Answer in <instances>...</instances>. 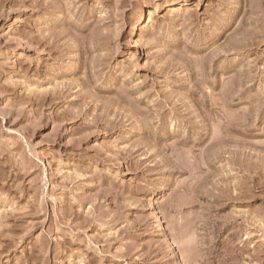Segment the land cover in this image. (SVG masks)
I'll list each match as a JSON object with an SVG mask.
<instances>
[{"label": "rangeland", "instance_id": "obj_1", "mask_svg": "<svg viewBox=\"0 0 264 264\" xmlns=\"http://www.w3.org/2000/svg\"><path fill=\"white\" fill-rule=\"evenodd\" d=\"M0 264H264V0H0Z\"/></svg>", "mask_w": 264, "mask_h": 264}]
</instances>
